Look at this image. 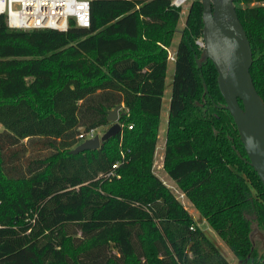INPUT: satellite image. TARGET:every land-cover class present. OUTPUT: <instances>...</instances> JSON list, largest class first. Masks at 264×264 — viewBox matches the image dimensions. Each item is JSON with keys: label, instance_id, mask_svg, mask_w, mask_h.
<instances>
[{"label": "trees", "instance_id": "16d2710c", "mask_svg": "<svg viewBox=\"0 0 264 264\" xmlns=\"http://www.w3.org/2000/svg\"><path fill=\"white\" fill-rule=\"evenodd\" d=\"M232 1L264 104V3L251 4L264 0ZM201 9L192 0L173 49L163 168L237 264H264L249 239L253 224L264 234V187L241 158L212 62L194 60ZM89 10L88 26L64 31L0 15V264H230L151 170L179 7L90 0ZM117 104L121 132L70 153ZM115 161L119 177H106Z\"/></svg>", "mask_w": 264, "mask_h": 264}, {"label": "water", "instance_id": "95a60500", "mask_svg": "<svg viewBox=\"0 0 264 264\" xmlns=\"http://www.w3.org/2000/svg\"><path fill=\"white\" fill-rule=\"evenodd\" d=\"M201 3V37L203 46L194 54L197 66L207 58L216 71V83L224 101L222 107L231 116L245 156L264 187V104L257 94L249 72L252 61L250 45L232 0H199ZM205 93V85L202 83ZM117 104L107 111L108 128L100 135L86 138L69 152L74 154L96 149L101 141L120 133ZM233 148V146H232ZM237 156L238 151H235ZM249 239L259 242L257 259L264 260V234L252 225Z\"/></svg>", "mask_w": 264, "mask_h": 264}, {"label": "built area", "instance_id": "2783aa9c", "mask_svg": "<svg viewBox=\"0 0 264 264\" xmlns=\"http://www.w3.org/2000/svg\"><path fill=\"white\" fill-rule=\"evenodd\" d=\"M90 0H0V15L5 16L9 27L18 29H42L54 28L66 30L69 20L75 25L86 27L89 25ZM187 0H169V4L174 7H181ZM189 1V0H188ZM198 47L203 46L201 36L195 38ZM167 59L173 60V52L168 47ZM121 126V125H120ZM132 124L126 127L130 129ZM92 130H89L91 136ZM82 138V133L78 135ZM123 156V153L120 154ZM118 166L115 161L111 164V169L106 173V177L114 175V170ZM182 195V194H181ZM183 196V195H182ZM192 228V226L190 227Z\"/></svg>", "mask_w": 264, "mask_h": 264}, {"label": "rangeland", "instance_id": "374dc122", "mask_svg": "<svg viewBox=\"0 0 264 264\" xmlns=\"http://www.w3.org/2000/svg\"><path fill=\"white\" fill-rule=\"evenodd\" d=\"M191 2H192V0H189V1L187 0L181 7H179L178 19L175 23V28H174V32L172 35V40L167 45V47L171 53L173 52L174 46H175V44L178 40V37H179L178 30H181L183 25H184V17H185L186 11H187L188 7L190 6ZM263 3L264 2H251V4H263ZM172 71H173V60L171 59V60L167 61V65H166L165 90H164V93L162 96V101H161L160 114H159L160 118H159V124H158V129H157V139H156L154 151L152 154L151 170L153 171L154 174H156L162 180V183L165 186H167V188L172 190L175 197L182 203L183 207L189 212V214L192 216V218L197 222L199 228L217 246V248L219 249L221 254L225 257V259L230 264H237V261H236L235 257L232 255V253L228 250V248L224 245V243L218 238V236L215 234V232L200 217V215L192 207L190 202L184 196L181 195V193L178 190L177 185L168 178V176L166 175V173L164 171L163 163H162V155H163V148H164V144H165V140H166L165 123H166V114H167V108H168L170 80H171ZM203 83H204L205 89H206V84H205V82H203ZM119 110H118V113H119ZM109 125H110V123L108 122L107 125L94 128L92 130L91 136H93L95 134L100 136L108 128ZM1 129H2V126L0 125V130ZM88 133H90V132H88ZM88 133H85L83 131L82 138H79V140L69 150H71L80 141L91 137V136H89ZM117 148L119 150H122V147L119 144H117ZM122 152H123V150H122ZM113 176H115L116 178L119 177V175L115 174V172H114ZM0 224H1V222H0ZM255 246H257V249H258V242H256V241H255ZM139 262H141V260Z\"/></svg>", "mask_w": 264, "mask_h": 264}, {"label": "crops", "instance_id": "0c3cea01", "mask_svg": "<svg viewBox=\"0 0 264 264\" xmlns=\"http://www.w3.org/2000/svg\"><path fill=\"white\" fill-rule=\"evenodd\" d=\"M168 60H171V59H167V61ZM166 65H167V63H166ZM164 90H165V79H164V88H163V93H164ZM162 96H163V94H162ZM169 100V99H168ZM161 101H162V97H161ZM196 224H197V222H196ZM198 225V224H197Z\"/></svg>", "mask_w": 264, "mask_h": 264}]
</instances>
